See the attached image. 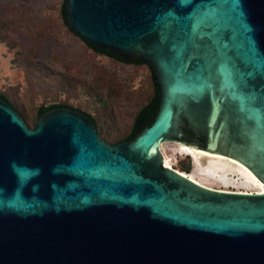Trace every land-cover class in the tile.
I'll return each mask as SVG.
<instances>
[{
  "label": "water",
  "instance_id": "95a60500",
  "mask_svg": "<svg viewBox=\"0 0 264 264\" xmlns=\"http://www.w3.org/2000/svg\"><path fill=\"white\" fill-rule=\"evenodd\" d=\"M90 49L148 65L131 134L106 143L65 105L32 127L0 96V264H264V193L203 186L162 143L264 186V0H64ZM196 155V154H195Z\"/></svg>",
  "mask_w": 264,
  "mask_h": 264
},
{
  "label": "rangeland",
  "instance_id": "374dc122",
  "mask_svg": "<svg viewBox=\"0 0 264 264\" xmlns=\"http://www.w3.org/2000/svg\"><path fill=\"white\" fill-rule=\"evenodd\" d=\"M62 3L0 0V92L29 127L38 107L65 103L93 116L103 140L118 141L153 94L150 70L146 64L120 62L90 49L64 25ZM162 144H167L174 169L202 179L191 155L172 152L169 142ZM200 161L205 165L209 158ZM201 181L215 189L246 190L218 178Z\"/></svg>",
  "mask_w": 264,
  "mask_h": 264
},
{
  "label": "bare ground",
  "instance_id": "6f19581e",
  "mask_svg": "<svg viewBox=\"0 0 264 264\" xmlns=\"http://www.w3.org/2000/svg\"><path fill=\"white\" fill-rule=\"evenodd\" d=\"M165 145L167 144H161L160 146V152L163 158V165L165 167L173 168L170 154H168V152H166L164 149ZM168 145L171 146V150L174 153H186L188 155H191L194 159V165H195L194 171L198 173L202 177V179L204 178V180H206V179L218 178L221 182H224L226 184L241 185L242 188L246 189V190H241V189L236 190L232 188L231 191L241 190L240 192L264 193V186L253 176V174L248 169H246L240 163L229 158L225 159L226 157L223 156L214 155L203 151H194V150L191 151L188 147L182 146L177 143H171ZM202 156H206L209 158V162L206 163L205 165H203L200 161ZM177 171L180 172L179 170ZM180 173H182L185 177L190 178L192 181L198 184H201L203 186L206 185L203 181H201L202 179L198 180L193 174H186L183 172ZM227 191L230 190L227 189Z\"/></svg>",
  "mask_w": 264,
  "mask_h": 264
},
{
  "label": "trees",
  "instance_id": "16d2710c",
  "mask_svg": "<svg viewBox=\"0 0 264 264\" xmlns=\"http://www.w3.org/2000/svg\"><path fill=\"white\" fill-rule=\"evenodd\" d=\"M64 1V0H63ZM98 53V52H97ZM103 55V54H102ZM106 56V55H105ZM108 57V56H107ZM109 58H111V57H109ZM116 60V59H115ZM117 61H119V60H117ZM120 62H122V61H120ZM124 63H127V62H124ZM132 64H143V63H132ZM148 66V65H147ZM149 68V67H148ZM153 95H154V87H153V94L151 95V97L147 100V102H145V104H143L139 109H138V111H137V113H136V116H135V118H134V121H133V123H132V126H131V128H130V130H129V132L123 137V138H121L120 139V141H122V140H124V139H126V138H128L129 137V135L131 134V131H132V128H133V125H134V122H135V119H136V117L138 116V114L140 113V111L141 110H143L149 103H150V101L152 100V98H153ZM0 96H2L19 114H20V116H22V114H21V112L17 109V107L9 100V98L6 96V95H4L3 93H1L0 92ZM51 105H65V106H68V107H71V108H74V109H77V110H79V111H81V112H84L86 115H88L93 121H94V123H95V127H96V129H97V122H96V120H95V118L93 117V116H91L89 113H87V112H85V111H82V110H80V109H78V108H75V107H72V106H70V105H68V104H65V103H56V104H50V105H46V106H51ZM43 107H45V106H40V107H38V109H37V111H36V118H37V116H38V112H39V110L41 109V108H43ZM186 172L188 173V168L186 169Z\"/></svg>",
  "mask_w": 264,
  "mask_h": 264
},
{
  "label": "flooded vegetation",
  "instance_id": "af4514ba",
  "mask_svg": "<svg viewBox=\"0 0 264 264\" xmlns=\"http://www.w3.org/2000/svg\"><path fill=\"white\" fill-rule=\"evenodd\" d=\"M105 141V140H104ZM106 142V141H105ZM120 142V140H118V141H115V142H111V143H109V142H106V143H108V144H110V145H114V144H117V143H119Z\"/></svg>",
  "mask_w": 264,
  "mask_h": 264
},
{
  "label": "built area",
  "instance_id": "2783aa9c",
  "mask_svg": "<svg viewBox=\"0 0 264 264\" xmlns=\"http://www.w3.org/2000/svg\"><path fill=\"white\" fill-rule=\"evenodd\" d=\"M241 191V190H240Z\"/></svg>",
  "mask_w": 264,
  "mask_h": 264
}]
</instances>
